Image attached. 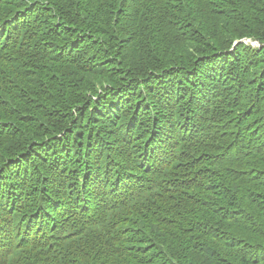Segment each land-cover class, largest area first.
<instances>
[{
  "label": "trees",
  "instance_id": "trees-1",
  "mask_svg": "<svg viewBox=\"0 0 264 264\" xmlns=\"http://www.w3.org/2000/svg\"><path fill=\"white\" fill-rule=\"evenodd\" d=\"M0 264H264V0H0Z\"/></svg>",
  "mask_w": 264,
  "mask_h": 264
},
{
  "label": "water",
  "instance_id": "water-1",
  "mask_svg": "<svg viewBox=\"0 0 264 264\" xmlns=\"http://www.w3.org/2000/svg\"><path fill=\"white\" fill-rule=\"evenodd\" d=\"M248 41H251V39H247ZM260 45V44H259Z\"/></svg>",
  "mask_w": 264,
  "mask_h": 264
},
{
  "label": "bare ground",
  "instance_id": "bare-ground-1",
  "mask_svg": "<svg viewBox=\"0 0 264 264\" xmlns=\"http://www.w3.org/2000/svg\"><path fill=\"white\" fill-rule=\"evenodd\" d=\"M159 28V27H158Z\"/></svg>",
  "mask_w": 264,
  "mask_h": 264
}]
</instances>
